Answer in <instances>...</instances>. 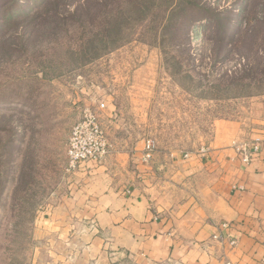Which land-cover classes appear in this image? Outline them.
<instances>
[{
	"label": "rangeland",
	"instance_id": "1",
	"mask_svg": "<svg viewBox=\"0 0 264 264\" xmlns=\"http://www.w3.org/2000/svg\"><path fill=\"white\" fill-rule=\"evenodd\" d=\"M5 1L0 0V264H61L53 256L61 251L58 243L42 231L41 221L75 181L78 169L66 171V144L83 107L94 109L107 96L129 107L127 88L135 82L149 92L137 97L141 99L137 107L146 104L153 122L148 127L132 126L127 134L119 123L113 125L100 114L110 150L119 148L124 136L130 142L149 136L159 150L188 152L204 143L215 122L250 119L259 103L254 99L264 97V84L249 88L257 94L249 97H231L239 89L223 91L229 97L214 98L215 89L209 93V84L244 61L231 54L224 62L212 63L213 44L203 35L205 20L197 21L188 34L194 62L184 61L182 70L187 75L183 78L165 62L169 44L164 43L167 49L158 46L160 17L154 23L148 17L135 27L129 41L80 66L68 51L80 42L76 25L68 27L67 33L56 31L53 37L39 31L34 41L21 42L40 0ZM201 2L236 14V23L247 11L261 13L260 0ZM170 52L179 57V52ZM122 112L120 108L116 114L120 117Z\"/></svg>",
	"mask_w": 264,
	"mask_h": 264
},
{
	"label": "crops",
	"instance_id": "2",
	"mask_svg": "<svg viewBox=\"0 0 264 264\" xmlns=\"http://www.w3.org/2000/svg\"><path fill=\"white\" fill-rule=\"evenodd\" d=\"M145 91L131 83L126 108L107 96L99 117L127 134L150 126L148 106L137 107ZM254 100L250 119L215 122L188 152L155 147L144 163L153 140L124 136L101 166L77 168L41 221L61 250L53 256L61 264H264V97ZM255 139L260 151L245 163Z\"/></svg>",
	"mask_w": 264,
	"mask_h": 264
},
{
	"label": "trees",
	"instance_id": "3",
	"mask_svg": "<svg viewBox=\"0 0 264 264\" xmlns=\"http://www.w3.org/2000/svg\"><path fill=\"white\" fill-rule=\"evenodd\" d=\"M260 1L259 15L247 11L236 23V14L213 10L201 0H40L39 11L28 23V35L20 41H34V35L39 31L53 37L56 31L67 33L68 27L76 25L74 29L79 32L80 42L76 49L68 51L75 56V62L83 66L129 41L135 27L142 25L148 17L153 23L160 17L163 24L158 46L168 48L164 52L165 62L177 75L185 78L184 61L194 62L188 34L197 21L205 20L203 35L209 44H213L210 48L212 63L224 62L231 54L244 61L240 68L220 75L216 83L209 84V93L215 89L218 92L214 98L229 97L223 91L239 89L231 97H249L257 95L248 92L249 88L264 84V0ZM10 2L15 4L16 0ZM62 13L66 17H59ZM12 15L8 19H12ZM233 26L236 29H232ZM164 43L169 44L167 48ZM171 49L179 52V57L170 54Z\"/></svg>",
	"mask_w": 264,
	"mask_h": 264
},
{
	"label": "built area",
	"instance_id": "4",
	"mask_svg": "<svg viewBox=\"0 0 264 264\" xmlns=\"http://www.w3.org/2000/svg\"><path fill=\"white\" fill-rule=\"evenodd\" d=\"M104 103L96 108L83 107L78 119L71 128L66 144L67 172L76 170L82 165L98 166L110 151V144L99 121L98 111L103 110ZM154 143L147 141L144 147L142 161L150 162L154 152ZM251 152L245 154L243 162L248 163L251 157L260 151V139H255L251 145ZM205 152L204 148L200 149ZM187 157V155H185ZM226 226V225H224ZM229 245L234 246L235 240L228 237Z\"/></svg>",
	"mask_w": 264,
	"mask_h": 264
}]
</instances>
